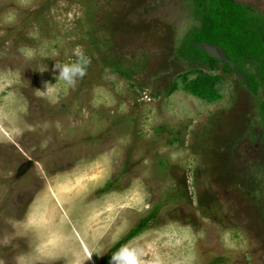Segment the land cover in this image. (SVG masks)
<instances>
[{
	"label": "rangeland",
	"instance_id": "1",
	"mask_svg": "<svg viewBox=\"0 0 264 264\" xmlns=\"http://www.w3.org/2000/svg\"><path fill=\"white\" fill-rule=\"evenodd\" d=\"M233 2L228 68L216 0H0V264H101L150 213L138 264H264V0Z\"/></svg>",
	"mask_w": 264,
	"mask_h": 264
},
{
	"label": "trees",
	"instance_id": "2",
	"mask_svg": "<svg viewBox=\"0 0 264 264\" xmlns=\"http://www.w3.org/2000/svg\"><path fill=\"white\" fill-rule=\"evenodd\" d=\"M211 18L212 16H210V19ZM246 20L250 23V20L246 19L245 16L241 17L240 9L238 8L237 3L233 2V0H216V17H214L212 23L210 22L206 27V29H208V32L206 33V39H216V44L218 45L220 55L227 60L225 64L228 68H230L228 60L237 61L239 57L241 58L243 56L244 58H247V56H249V52L244 47V44H242V41L245 38L248 39V33L243 32L240 29L241 24ZM215 25L216 34L215 31L211 29L212 26ZM241 52L243 53L242 56L240 54ZM202 56L207 63H214L219 60L207 52H203ZM219 79L220 78L218 76L212 77L208 75H200L195 78L189 86L194 93L208 97L209 95L213 94L214 83L215 81L218 82ZM251 86L253 85L250 82V87ZM152 218H154V214L150 213L149 215L140 219L134 227H132L118 240V242H116L106 251L102 257L101 264H108L112 254L120 249L134 236L138 235L148 225Z\"/></svg>",
	"mask_w": 264,
	"mask_h": 264
},
{
	"label": "clouds",
	"instance_id": "3",
	"mask_svg": "<svg viewBox=\"0 0 264 264\" xmlns=\"http://www.w3.org/2000/svg\"><path fill=\"white\" fill-rule=\"evenodd\" d=\"M21 51L27 59H31L34 55L33 50L22 49ZM76 55L80 57V60L83 59V54L79 50H77ZM80 60L74 63H55L53 66L59 70L55 83H48L47 81H45L43 90L39 88L34 89H36V91L41 94L54 93L56 91L55 85L57 80H62L66 83L67 86L73 87L76 83V80L79 77H82L85 72L84 64L81 63ZM110 264H138V261L136 259L135 253L132 250L127 247H121L115 253L112 254L110 258Z\"/></svg>",
	"mask_w": 264,
	"mask_h": 264
},
{
	"label": "water",
	"instance_id": "4",
	"mask_svg": "<svg viewBox=\"0 0 264 264\" xmlns=\"http://www.w3.org/2000/svg\"><path fill=\"white\" fill-rule=\"evenodd\" d=\"M205 48H206L207 53L212 55L213 57L215 58L221 57L220 53L214 46L208 45V46H205Z\"/></svg>",
	"mask_w": 264,
	"mask_h": 264
}]
</instances>
